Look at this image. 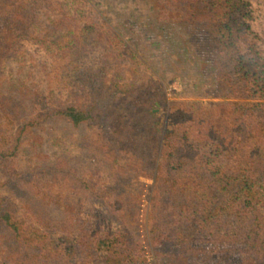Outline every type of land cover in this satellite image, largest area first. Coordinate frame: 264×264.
<instances>
[{"label": "trees", "instance_id": "obj_1", "mask_svg": "<svg viewBox=\"0 0 264 264\" xmlns=\"http://www.w3.org/2000/svg\"><path fill=\"white\" fill-rule=\"evenodd\" d=\"M153 3L155 12L144 17V28L164 31L160 24L172 21L205 26L221 98L201 116L198 219L150 235L157 264H264V52L251 29L250 0ZM88 5L87 0H0V225L17 248L0 264H147L126 224L134 219L133 199L109 192L121 183L111 173L124 172L112 160L116 153H139L130 167L149 173L145 152L157 148L161 125L157 117L126 118L119 109L142 114L150 98L162 96L155 82H139L137 70L126 71L121 63L88 74L79 69L89 44L108 38L117 51L122 46ZM42 51L55 60L37 61ZM48 119L74 129L92 127L78 138L64 132L82 153L77 162L69 152L49 161L41 141L28 144L27 135ZM91 144L110 148L109 160L88 153ZM231 251L234 258L224 263L210 258Z\"/></svg>", "mask_w": 264, "mask_h": 264}, {"label": "rangeland", "instance_id": "obj_2", "mask_svg": "<svg viewBox=\"0 0 264 264\" xmlns=\"http://www.w3.org/2000/svg\"><path fill=\"white\" fill-rule=\"evenodd\" d=\"M95 2L99 9L95 8ZM153 2L154 0H87V3L101 14L109 29H113L121 38L119 40L122 41V46L120 51H117L113 44L107 43L108 38L100 43L104 44L102 46H99V43L93 47L89 44L90 48L85 51L79 66L83 73L88 74L91 70L97 72L99 68L108 71L113 69L115 64L121 63L126 71L137 70L139 82H155L154 89L162 96L159 99L150 98L152 101L144 107L142 114L119 109L126 118L157 117L161 125L157 148H150L152 144L147 145L150 153L145 152L150 162L149 173H136L130 167L138 161L139 153L134 154L135 157L116 153L112 160L118 161L124 172L111 173L113 176L116 174L121 183L114 185L109 192L112 197H117L123 192L120 196L122 200L125 197L133 199L131 202L135 206L134 219H128L126 224L147 264H157L158 260L157 250L153 248L150 239L153 232L175 228L174 222L180 225L186 220L198 219L203 155L200 140L201 116L203 109L211 102L221 100L217 93L215 55L208 42L205 26L202 23L172 21L160 24L164 31H155L154 27L150 26L144 28V17H150L155 12ZM250 9L253 18L251 29L256 34L255 42L258 50L264 52V0H250ZM147 24L148 22L144 25ZM117 52L119 55H114ZM36 56L37 61L46 64L55 60L50 51H42ZM12 67L16 70L17 64H12ZM34 74L39 76V71ZM61 90L62 96H65L67 89ZM48 91L45 87L44 94ZM34 130L35 133L27 135L28 144L41 141V149L49 161L54 158L53 155L69 152L78 156H75L74 161L77 162L82 153L80 154L75 144L65 139L64 132L68 130L78 138L81 133L90 132L92 127L82 126L81 129H74L60 121L48 119L34 127ZM37 135L40 138L35 142L33 139ZM60 138L63 139L61 147L62 143H57ZM69 146L71 152L66 151ZM107 149L110 151V148ZM108 150L103 151L99 146L91 144L88 153H94L100 160L106 161L109 160L106 159L110 154ZM113 167L114 163L111 168ZM116 188L119 191L115 192ZM7 189H10V185L4 191L8 192ZM5 232L0 225V262L10 260L6 256L8 252L17 250L15 244L4 236ZM234 255V251H231L222 256L211 255L210 258L224 263L233 259ZM159 258L163 260L162 256ZM206 260L209 259H201L202 262Z\"/></svg>", "mask_w": 264, "mask_h": 264}]
</instances>
